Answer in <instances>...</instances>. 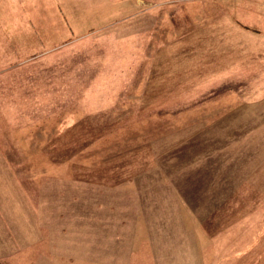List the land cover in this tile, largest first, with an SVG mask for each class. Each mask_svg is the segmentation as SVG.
<instances>
[{"label":"rangeland","instance_id":"rangeland-1","mask_svg":"<svg viewBox=\"0 0 264 264\" xmlns=\"http://www.w3.org/2000/svg\"><path fill=\"white\" fill-rule=\"evenodd\" d=\"M0 264H264V0H0Z\"/></svg>","mask_w":264,"mask_h":264}]
</instances>
